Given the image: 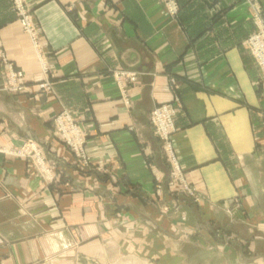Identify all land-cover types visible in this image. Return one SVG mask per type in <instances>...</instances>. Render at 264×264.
<instances>
[{
  "label": "crops",
  "instance_id": "1",
  "mask_svg": "<svg viewBox=\"0 0 264 264\" xmlns=\"http://www.w3.org/2000/svg\"><path fill=\"white\" fill-rule=\"evenodd\" d=\"M24 1L39 48L11 0H0V264H77L84 253L101 259L94 250L108 242L98 239L112 196L106 178L136 186L140 197L159 182L165 195L168 167L148 116L167 103L187 180L213 200L239 196L254 216L219 210L216 222L246 242L264 240V80L246 46L264 0H176L177 16L161 0ZM9 65L24 74L21 93L3 88ZM117 70L136 80L121 87ZM64 108L85 124L86 152L106 170L105 181L80 175L53 137L50 121ZM28 141L60 159L73 189L40 178L23 154Z\"/></svg>",
  "mask_w": 264,
  "mask_h": 264
},
{
  "label": "rangeland",
  "instance_id": "2",
  "mask_svg": "<svg viewBox=\"0 0 264 264\" xmlns=\"http://www.w3.org/2000/svg\"><path fill=\"white\" fill-rule=\"evenodd\" d=\"M10 68L20 71L24 81L21 89L10 93H21L25 90V77L21 70L9 65L4 72V82L11 75ZM41 85L42 92L49 90V87ZM124 104L129 107V99L126 98ZM174 119L175 115L173 122ZM50 122L53 137L70 151L74 160L72 165L77 172L84 176L95 175L105 181L106 170L94 165L86 152L88 132L85 124L65 108L55 114ZM173 133L169 134L170 138ZM158 138L168 167L165 195L159 191V182L154 185L150 197H140L136 186L106 178L109 183L106 185L103 182V188L109 189L112 196L106 200L110 209L100 215L103 228L102 237L98 239L108 240L109 246H105L107 242L103 244L104 247L94 250L101 255V259H89L87 253H84L77 264H264V240L246 242L216 222V212L219 210L230 212L238 219L253 220L254 216L246 211L241 198L233 196L213 200L204 195L203 191L187 180L175 151L164 150V141ZM40 148L45 152V158L40 161V178L58 190L73 189L72 183L63 182L65 173L58 170H63L59 165L60 159L53 161V157L47 154L41 144ZM226 169L229 173L232 170L229 167ZM129 202L135 204L141 215L131 210ZM194 206L198 207L201 216L196 214ZM142 214L155 219L156 223L143 219ZM76 235H80L79 231H76ZM104 260L108 261L104 263Z\"/></svg>",
  "mask_w": 264,
  "mask_h": 264
},
{
  "label": "built area",
  "instance_id": "3",
  "mask_svg": "<svg viewBox=\"0 0 264 264\" xmlns=\"http://www.w3.org/2000/svg\"><path fill=\"white\" fill-rule=\"evenodd\" d=\"M16 11L17 18L22 26L24 32H26L31 38L36 48L40 47L38 29L33 22L32 15L25 6L24 0H12ZM164 10L170 16H177L179 12V6L176 0H161ZM253 19L257 24L256 30L247 38L246 46L259 67L264 80V16L259 9H254ZM11 75L8 79L5 78L4 89L9 92L17 91L23 86V75L20 71H14L12 68ZM115 78L118 84L123 87L127 86L129 82L136 80V74L126 70H117L114 72ZM49 84L45 82L41 86H48ZM127 101V100H126ZM175 115V110L173 104H160L152 108L149 113V122L152 126L154 133L161 137L164 141V150L173 151L170 136L172 132L175 131V125L173 118ZM157 122H155V118ZM77 131V130H75ZM71 143V142H69ZM23 154L32 156L35 164L40 168V161L44 159L45 152L42 148L37 147L33 142L28 141L25 143L23 148ZM55 159H53L54 161ZM177 163V162H176Z\"/></svg>",
  "mask_w": 264,
  "mask_h": 264
}]
</instances>
